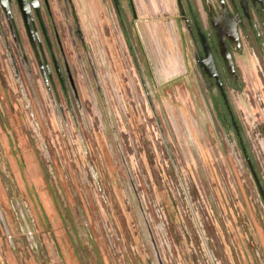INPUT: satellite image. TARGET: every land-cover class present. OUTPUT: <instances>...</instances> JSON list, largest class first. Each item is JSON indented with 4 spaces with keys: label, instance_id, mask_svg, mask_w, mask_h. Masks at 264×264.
I'll return each instance as SVG.
<instances>
[{
    "label": "rangeland",
    "instance_id": "rangeland-1",
    "mask_svg": "<svg viewBox=\"0 0 264 264\" xmlns=\"http://www.w3.org/2000/svg\"><path fill=\"white\" fill-rule=\"evenodd\" d=\"M138 8L130 53L109 3L77 0L102 102L67 39L79 95L64 120L18 66L21 97L0 43V213L13 242L0 223V264H63L68 252L79 264H157L150 237L162 264H264V205L194 85V48L168 16ZM239 67L242 90L230 99L264 184V82ZM23 186L51 209L47 221L39 207L34 254L8 225Z\"/></svg>",
    "mask_w": 264,
    "mask_h": 264
},
{
    "label": "flooded vegetation",
    "instance_id": "flooded-vegetation-1",
    "mask_svg": "<svg viewBox=\"0 0 264 264\" xmlns=\"http://www.w3.org/2000/svg\"><path fill=\"white\" fill-rule=\"evenodd\" d=\"M107 2L130 53L133 47L129 32L138 22L139 5L145 6L146 16H168L172 12L167 0H103L105 6ZM174 8L176 16H168L167 25L181 26L194 48L197 73L194 85L219 128L235 140L253 179L246 159L249 161L264 192V184L230 99V93L242 90L239 64L254 68L257 77L264 82V0H174ZM67 39L73 50H80L76 54V62L80 63L81 53L85 54L86 65L102 102L95 79L97 64L92 52L86 48L77 15V0H0V43L14 69V79L21 97L27 98V94L18 82V66L31 91L37 88V81H41L54 112L61 120H64L66 113L74 111V106L78 109V87ZM201 39L213 61L220 87L206 72L205 48ZM221 49L229 56L232 64L230 70L225 66ZM253 182L256 186L254 179ZM261 201L263 203L262 198ZM9 205L15 214L19 241L28 245L30 230L25 228L23 221L29 224L27 215L17 209L12 198Z\"/></svg>",
    "mask_w": 264,
    "mask_h": 264
},
{
    "label": "crops",
    "instance_id": "crops-1",
    "mask_svg": "<svg viewBox=\"0 0 264 264\" xmlns=\"http://www.w3.org/2000/svg\"><path fill=\"white\" fill-rule=\"evenodd\" d=\"M23 187L25 189L19 190L18 193L17 192L15 194L12 193L13 198H14L15 202H20L22 204V206L25 210V213L27 215V218L30 220V226L34 231L36 243L38 245V248L40 249L41 243L37 237V229H36L37 228L36 219L39 220V217L41 216V213L39 211V207L41 206V209L44 211L47 221H50V214H48V213L51 209L48 208L49 207L48 202L46 205L47 208L44 206V201H45V199H44L45 194L44 193H42L41 191L39 192L37 189H35L34 190L35 193H33L29 187H28V189L25 186H23ZM34 187H35V185H34ZM22 190H23V192H25L24 190H26L27 193L29 194L30 198L25 196L21 192ZM4 191H5V189H4ZM12 216H13V214H10V217H12ZM14 218H15V216H14ZM8 225L10 227V232L12 234H13V232L16 233V228L14 229V226H16L15 222H13V224L8 223ZM16 247H19V245L17 244ZM25 249H26L27 254H34L31 250H28L27 248H25ZM62 262H63V264H79L78 259L74 255L70 254L69 252L66 254L63 253ZM29 264H36V263L34 262V260H32V261H29Z\"/></svg>",
    "mask_w": 264,
    "mask_h": 264
},
{
    "label": "water",
    "instance_id": "water-1",
    "mask_svg": "<svg viewBox=\"0 0 264 264\" xmlns=\"http://www.w3.org/2000/svg\"><path fill=\"white\" fill-rule=\"evenodd\" d=\"M201 43H202L203 47L205 48V55H206V60H205V62H206V65L205 66L206 67L205 68H206V72H207V74L210 77H212V78H214L216 80L217 86L220 87V84H219V81H218V78H217V75H216V72H215V68H214L213 61H212V59H211V57H210V55L208 53V50L206 48V45H205V42H204L203 39H201ZM221 56H222V58L224 60L225 66L227 67L228 70H230L231 67H232V64H231V61L229 59V56H228L227 52L226 51H223V49H221ZM246 161H247L248 167H249V169L251 171V174L253 176V179H254V181L256 183V186H257L259 195L262 198L263 203H264V192L262 191V189H261V187H260V185H259V183L257 181V177H256L255 173L253 172L252 167H251L249 161L247 159H246ZM23 221L25 223V228L28 229L27 228L28 226L26 225V222H25L24 219H23ZM0 223H1L2 229L4 231V234H5L6 238H7V241L9 243L10 247L13 248L12 237L9 234V230H8L7 224H6L5 220H3V217L1 216V213H0ZM20 230H21V232L23 231L22 228ZM148 233H149V236H151L149 231H148ZM150 240H151V244H152V247H153V250H154L156 262H157V264H162V262H161V260L159 258V254L157 252V249L155 247V244H154V242H153V240H152L151 237H150Z\"/></svg>",
    "mask_w": 264,
    "mask_h": 264
},
{
    "label": "built area",
    "instance_id": "built-area-1",
    "mask_svg": "<svg viewBox=\"0 0 264 264\" xmlns=\"http://www.w3.org/2000/svg\"><path fill=\"white\" fill-rule=\"evenodd\" d=\"M15 203H16L17 209L20 210V211H24V213H25V210H24L22 204L20 202H15ZM25 215H26V213H25ZM28 221H29V224L27 225L28 226L27 228L30 230L29 231V233H30L29 234V237H30L29 240L30 241L28 242V245H25V248H27L28 250H31L33 252V251L38 250V245L36 243V239H35V236H34V231H33V229L30 226V220L28 219Z\"/></svg>",
    "mask_w": 264,
    "mask_h": 264
}]
</instances>
